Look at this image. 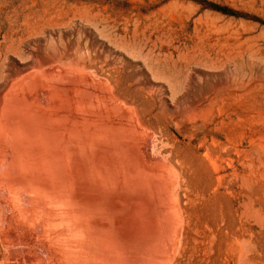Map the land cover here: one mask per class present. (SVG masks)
I'll return each instance as SVG.
<instances>
[{
    "label": "rangeland",
    "instance_id": "rangeland-1",
    "mask_svg": "<svg viewBox=\"0 0 264 264\" xmlns=\"http://www.w3.org/2000/svg\"><path fill=\"white\" fill-rule=\"evenodd\" d=\"M59 74L149 125L144 154L174 167L179 264H264V0H0V101ZM1 191L0 264H47Z\"/></svg>",
    "mask_w": 264,
    "mask_h": 264
},
{
    "label": "bare ground",
    "instance_id": "bare-ground-1",
    "mask_svg": "<svg viewBox=\"0 0 264 264\" xmlns=\"http://www.w3.org/2000/svg\"><path fill=\"white\" fill-rule=\"evenodd\" d=\"M78 78L32 76L1 96L0 191L32 214L47 264H179L173 165L149 162V125L127 115L134 106L115 94L110 104Z\"/></svg>",
    "mask_w": 264,
    "mask_h": 264
}]
</instances>
